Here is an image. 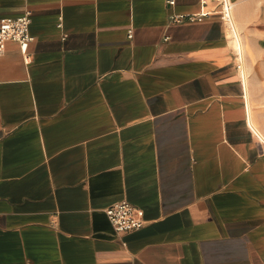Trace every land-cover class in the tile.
Segmentation results:
<instances>
[{"label": "crops", "instance_id": "crops-1", "mask_svg": "<svg viewBox=\"0 0 264 264\" xmlns=\"http://www.w3.org/2000/svg\"><path fill=\"white\" fill-rule=\"evenodd\" d=\"M230 1L242 70L215 0H0V264H264V0Z\"/></svg>", "mask_w": 264, "mask_h": 264}, {"label": "built area", "instance_id": "built-area-1", "mask_svg": "<svg viewBox=\"0 0 264 264\" xmlns=\"http://www.w3.org/2000/svg\"><path fill=\"white\" fill-rule=\"evenodd\" d=\"M204 2V0H202ZM220 4L221 16L227 23L228 18L232 17L231 12L229 14L225 10L226 0H215ZM230 1V0H229ZM168 5H173L175 0H165ZM203 13H172L170 19L172 21H194L201 19ZM30 23V11H25L19 16H6L0 18V55L4 52L5 42L8 40L15 41L19 44L21 51L26 54L27 45L31 40L29 34ZM128 36L131 37V30H128ZM239 55L237 51V56ZM240 62V61H239ZM239 62L236 64L237 68H240ZM104 212L108 217L112 227L115 231H128L139 229L144 225L145 219L143 216V210L140 207L126 201L120 200L111 203L105 207Z\"/></svg>", "mask_w": 264, "mask_h": 264}, {"label": "bare ground", "instance_id": "bare-ground-1", "mask_svg": "<svg viewBox=\"0 0 264 264\" xmlns=\"http://www.w3.org/2000/svg\"><path fill=\"white\" fill-rule=\"evenodd\" d=\"M231 9H232V2L229 1V4H225V10L227 11V13L229 14V11L231 12ZM227 25L229 26L230 30H231V33L233 35V39H234V45L235 47L237 48V51L239 53V55L237 56V59H241L240 57V46H239V41H238V38L236 36V33L234 32V29H233V26H232V22H231V18H230V15H229V18H228V22H227ZM242 46V45H241ZM242 48V47H241ZM240 64V62H239ZM241 66V70H242V64H240ZM241 72V71H240Z\"/></svg>", "mask_w": 264, "mask_h": 264}, {"label": "water", "instance_id": "water-1", "mask_svg": "<svg viewBox=\"0 0 264 264\" xmlns=\"http://www.w3.org/2000/svg\"><path fill=\"white\" fill-rule=\"evenodd\" d=\"M226 3H229V0H226ZM231 22H232V26H233L234 32L236 33V36H237L238 41H239V46H240V57H241V62H242L243 57H242L241 43H240V39H239V36H238V32H237L236 26H235V24H234V22H233V20H232V17H231ZM242 65H243V63H242ZM242 69H243V68H242ZM242 73H243V78H244V80H245V73H244V70H243Z\"/></svg>", "mask_w": 264, "mask_h": 264}, {"label": "rangeland", "instance_id": "rangeland-1", "mask_svg": "<svg viewBox=\"0 0 264 264\" xmlns=\"http://www.w3.org/2000/svg\"><path fill=\"white\" fill-rule=\"evenodd\" d=\"M230 2H231V1H230ZM240 64H242L241 59H240ZM240 64H239V65H240ZM240 69H241V66H240Z\"/></svg>", "mask_w": 264, "mask_h": 264}]
</instances>
